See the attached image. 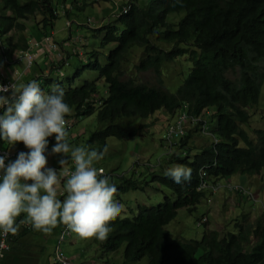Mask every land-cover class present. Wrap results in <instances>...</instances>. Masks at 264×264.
I'll return each instance as SVG.
<instances>
[{"label":"trees","instance_id":"1","mask_svg":"<svg viewBox=\"0 0 264 264\" xmlns=\"http://www.w3.org/2000/svg\"><path fill=\"white\" fill-rule=\"evenodd\" d=\"M2 2L0 39L9 35L7 46L14 50L27 48L26 21L40 20L35 23L37 30L49 35L59 17L54 0ZM127 4L128 12L120 13L114 23L92 30L101 38V47L115 45L108 56L103 57L96 50L76 51L75 56L80 60L86 57L88 63L72 78L56 75L67 65L68 56L58 60L45 58L43 74L32 76L37 77L45 93L50 94L57 85L65 89V102L71 109L65 117L66 121L70 119L66 130L71 132L72 120L81 121L96 113L99 128L90 134L85 145L103 150L108 147L109 138L129 140L150 126L128 130L125 124L135 120H148L162 111L172 115L186 111L198 117L215 108L211 132L218 142L192 156L188 146L195 132L190 131L176 144L173 153L166 156L160 172L152 174L155 183L174 192L175 200L167 196L158 206H138L132 217L118 215L108 225L107 238L96 242L106 253H115L124 245V264L142 262L146 257L149 264H264V212L254 224L248 222V215L242 216L236 226L238 231L224 236L208 229L201 240L174 238L167 229L181 210L192 214L197 211L208 193L207 189H201L203 184L215 185L239 174L256 177L263 172L264 129L256 131L255 142L242 124L250 122V109L259 104L264 84V0H151L147 6L130 0ZM182 13L184 17L178 22L170 19ZM136 48L144 50L138 70H155L160 87L124 79L125 62ZM182 58L193 67L177 94H172L160 82L162 71L166 64ZM46 62L53 69L49 71ZM85 71L98 74V78L75 87L74 82ZM99 81H105L109 91L97 100ZM47 139L49 144L55 135ZM19 147L25 145L20 143ZM177 164L192 169L190 181L177 184L165 175L168 168ZM113 183L117 197L130 190H145L144 183L132 178ZM202 226L208 228L205 222ZM13 253L11 247L4 264H27ZM54 261L57 264L56 251Z\"/></svg>","mask_w":264,"mask_h":264},{"label":"rangeland","instance_id":"2","mask_svg":"<svg viewBox=\"0 0 264 264\" xmlns=\"http://www.w3.org/2000/svg\"><path fill=\"white\" fill-rule=\"evenodd\" d=\"M129 0H54V5L57 8L58 20L53 28V35L55 41L54 44L58 45L61 52L66 54L67 65H63L56 75H67L72 78L77 71L81 70L84 65H87V58L84 60L78 59L76 51L83 50L84 53L91 52L93 50L101 51L102 56L109 55L115 48L112 44L106 48L101 47V38L93 34L94 29H98L103 25H109L115 22V19L121 13V6ZM139 5L147 6L151 0H137ZM79 7L76 9V7ZM3 7V2L0 0V9ZM184 17V13L180 15L171 16V20L178 22ZM89 19L91 22H89ZM40 20L31 18L26 21L27 32L26 35L29 38L41 37L39 31L36 28L35 23ZM9 35L3 38L6 43ZM57 41V42H56ZM68 41L72 42V45H66ZM168 49L171 46L165 45ZM51 55H53V49ZM101 56V57H102ZM144 56V50L134 49L129 54L127 65L125 68L124 79L133 78L137 83L147 84L152 87H160L159 76L152 70L150 72H140L138 66L142 62ZM59 57H57L58 60ZM45 56L42 54L39 58H36L35 66L28 72H24V64L16 63V66L22 71V78L18 85H24L31 82L32 76L43 74V64ZM45 65L49 69H53L50 62H46ZM193 65L187 59H178L177 62L166 64L162 71L161 81L165 84V89L172 94H177L179 88L185 81V78L190 72V68ZM33 69L36 70L33 73ZM24 72V73H23ZM98 78V74L91 71L82 72V75L74 82L75 87L81 86L84 82H94ZM233 78H235L233 76ZM98 87L100 90L97 100L102 96L108 94L109 87L105 81H99ZM215 108H210L204 115V120L207 122V134L203 132L195 131L194 137L190 140L188 150H191V155L199 154L200 151L206 147L211 146L213 143L212 136V124L211 116L214 113ZM251 119L247 124H242L243 129L249 134L251 139L257 142L256 131L264 129V84L259 100V104L250 109ZM177 115L169 114L166 111L158 112L156 116L151 117L148 120H135L132 123L125 124L128 130H133L140 125H150L143 130H140L138 137L129 140H119L118 138L108 139V152L104 158L94 164L95 167H103L109 174H114V179L117 182H121L125 179H134L144 183L145 190L137 189L130 190L120 197L114 196V201L121 205V218L132 217V211L137 213L138 206H158L164 203L167 196H170L175 200L174 192L168 187L155 183L152 178L153 173H159V169H151L148 165L151 162L153 165L157 164L159 158H162L163 162L167 157L166 148L162 142L164 136L171 124H173ZM70 119H68V122ZM73 124V125H72ZM70 123L72 127L71 132L68 133L67 140L71 146L86 147L85 141L90 134L99 128L96 113L92 116H88L81 121H73ZM194 130V129H193ZM188 131H192L189 130ZM55 135V134H54ZM146 135V136H145ZM17 143L16 145H19ZM56 144V139L50 141L45 155L48 158V163L51 165L58 164L63 154H53L52 147ZM0 146L9 147L0 141ZM102 151L98 147L89 148ZM177 152V149L175 150ZM167 163V162H166ZM168 167L166 164L165 168ZM164 171V169H163ZM154 174V175H156ZM226 181L232 182L234 186L238 184H244L246 187H250L260 197V202H254L248 200L244 196L237 193L229 192L225 189H218L211 193L208 191L207 197L202 199L201 203L197 206L195 213H190L188 210H181L179 216L168 225L167 229L172 233L174 238H186V239H198L201 240L203 234L208 229L215 230L220 235L224 236L226 233L234 231L237 232V223L242 219V216L248 215V222L254 224L256 219L260 216L262 209L264 208V169L260 176L249 177L242 174L228 180H220L217 183L223 185ZM213 185V184H210ZM58 198H61V192L58 190ZM206 218L208 228L202 226V219ZM204 222V221H203ZM198 224H201L198 226ZM179 225V226H178ZM58 231L55 232L54 238L58 237ZM76 239V243L71 245L68 240ZM125 246L121 247L115 253H106L102 250L99 243L96 242V238L82 240L74 233L71 237L63 243L62 249L73 260L74 264L80 262L76 257L78 254L81 256L87 264H124L123 251ZM53 249H47L44 258ZM148 257L142 262L130 263V264H149Z\"/></svg>","mask_w":264,"mask_h":264},{"label":"clouds","instance_id":"3","mask_svg":"<svg viewBox=\"0 0 264 264\" xmlns=\"http://www.w3.org/2000/svg\"><path fill=\"white\" fill-rule=\"evenodd\" d=\"M129 1L124 4L129 3ZM123 7L124 10L121 13H127L130 9L129 4ZM89 22H91L90 19ZM11 35H14V32ZM19 35L17 34V36ZM40 35L39 38L28 37L27 48L14 50L15 56L19 51H29L35 54L36 58L43 54L45 58L50 60H56L57 57L61 59L66 56L61 52L58 45L53 43L55 41L53 31L49 35H42L41 33ZM0 43L5 47L8 62L4 58H0L2 69L5 70L9 65L18 68L16 63L19 62L15 61V57L13 60L10 58L7 42L5 43L2 38ZM66 45L70 46L72 42L68 41ZM39 49L41 51L37 56ZM50 49H53V55H51ZM33 67L34 64L28 69L24 66V72L30 71ZM19 70L22 73L21 69ZM18 75L15 73L14 76ZM18 85L13 84L11 89L0 86V93L11 92L10 96L0 95V108H3L0 115V141L2 138L11 145L9 147H19L16 144L23 143L25 147L19 148H27L29 151L19 152L16 157L9 161L7 166L5 165L6 157L0 156V173H2L0 174V233L2 232L5 237L9 234V240L10 234L16 235L18 232L17 218L23 213L26 214V217L20 221L21 224H30L34 230L45 234H50L58 224H63L82 240L92 238L105 240L110 231L109 223L120 215L122 210L121 205L114 201V196L117 193V187L113 183H117L114 179L115 175L109 174L101 166H94L96 162L104 158L108 152V147L105 146L102 151H99L70 146L66 131L68 121L65 117L70 114L71 109L65 102V89L63 87L57 85L52 88L50 94L45 93L37 82V77H32L31 82L27 84L19 87ZM181 113H187L191 117L205 121L204 115L195 117L186 111L178 112L175 115L179 118ZM178 118L169 128L175 125ZM188 129L207 134V122L206 130H203L199 123H188L185 134L176 140L175 146L190 132ZM167 132L162 142L166 150L168 149L166 146ZM53 134H55L56 144L52 147V153L63 154L59 160L60 165L49 164L45 155L48 145L47 138ZM212 136L213 143L217 144L218 140L213 134ZM0 148L8 147L0 146ZM167 153L170 151H166L165 157ZM160 159L162 160L159 158L158 161ZM158 161L156 165L151 162L148 165L151 169H159L162 165L158 166ZM47 164L58 167L60 170L48 168ZM104 171L109 174L110 180L104 175ZM165 175L172 178L175 183L182 184L191 180L192 169L177 164L168 168ZM62 181L63 192L66 193L63 200L58 198V190ZM226 184L233 185L229 181L223 185ZM208 186L207 191L213 193L210 188L212 186ZM237 186L246 187L244 184ZM246 188L251 190L253 197L226 187L221 189L240 194L248 200L260 202L259 195L250 187ZM203 221L207 222V219L203 218L202 223H204ZM4 247V243L0 242V248ZM57 259H61L59 253Z\"/></svg>","mask_w":264,"mask_h":264},{"label":"built area","instance_id":"4","mask_svg":"<svg viewBox=\"0 0 264 264\" xmlns=\"http://www.w3.org/2000/svg\"><path fill=\"white\" fill-rule=\"evenodd\" d=\"M0 58H4L5 61L7 62V56L5 54V47L3 45H1L0 43ZM35 54L29 52V51H19L16 53L15 56V61L19 62V63H23L24 66L26 67V69H28V67H30L31 65L34 64L35 61ZM8 63V62H7ZM3 66H0V86L2 87H7L9 89H11V86L13 84H16V86L19 84V82L21 81L22 78V73L20 72V70L18 68H16L15 66H11L9 65L8 68H6L5 70L2 69ZM15 73H18V76H14ZM11 92L9 91V93H0V95H9L10 96ZM3 110V108H0V115H1V111ZM188 123H192V124H201L203 130H206V122L199 119V118H194L189 116L187 113H181L177 122L175 123V125H172L166 135V146H167V150L168 152L170 151V153H167V155L172 154L173 152V148L175 146V142L176 140L180 139L184 134H185V129ZM28 152L29 149L27 148H19V147H8V148H0V156H5L6 160H5V165L7 166V164L9 163V161H11L14 157H16L18 155L19 152ZM162 165V160L160 159L158 161V166ZM48 168H52L55 169L57 171L60 170V168L58 167H54V166H49L47 164ZM2 174V173H0ZM104 175L107 176L110 180V176L109 174H107L104 171ZM212 187H210L212 189V191H217L218 189H221L222 187H226L228 189L231 190H235V191H240L242 193H244L245 195H249L251 197H253V193L251 192L250 189L244 187V186H233L232 184H226V185H219V184H215V185H211ZM209 186L206 184H203L201 186V189H208ZM72 235V232H70L66 226L63 225V228L61 230V234L59 237V242L57 245V249H56V263L57 264H73L72 258L70 256H68L64 250L62 249V244L66 241V239H68L70 236ZM9 234L5 237L2 232L0 233V242L4 243L5 247L4 248H0V264H3L4 262V258L6 256L7 251L9 250ZM59 253L61 259H57V254Z\"/></svg>","mask_w":264,"mask_h":264},{"label":"crops","instance_id":"5","mask_svg":"<svg viewBox=\"0 0 264 264\" xmlns=\"http://www.w3.org/2000/svg\"><path fill=\"white\" fill-rule=\"evenodd\" d=\"M40 51L41 49L37 50V56H39ZM14 57L15 51L13 48H10L11 60H13ZM59 190L61 192L60 199L63 200L64 196L66 195V193L63 192V181ZM25 217L26 214L22 213L21 216L17 218L18 232L16 235L10 234L9 250L6 254L9 256L12 247L14 250L13 255L15 257L22 258V260L27 264H55L54 256L58 245V237L63 224H58V226L53 229L50 234H45L41 231L34 230L30 224H21L20 221L24 220ZM57 231L58 237L56 235V237L54 238V234ZM68 241L71 243V245H74L76 243V239L74 238L73 240ZM49 248L53 249V252H51L50 254L48 252V255L46 256V258H44V255ZM76 257L80 261L78 262V264H87L84 262V260H82L79 254Z\"/></svg>","mask_w":264,"mask_h":264},{"label":"bare ground","instance_id":"6","mask_svg":"<svg viewBox=\"0 0 264 264\" xmlns=\"http://www.w3.org/2000/svg\"><path fill=\"white\" fill-rule=\"evenodd\" d=\"M146 136V135H145ZM179 226V225H178Z\"/></svg>","mask_w":264,"mask_h":264}]
</instances>
